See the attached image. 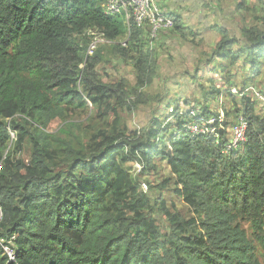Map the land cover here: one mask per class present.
<instances>
[{"label":"trees","instance_id":"obj_1","mask_svg":"<svg viewBox=\"0 0 264 264\" xmlns=\"http://www.w3.org/2000/svg\"><path fill=\"white\" fill-rule=\"evenodd\" d=\"M103 2L0 0V162L8 128L17 133L0 172V264H264V116L256 101L244 96L226 112V128L230 114L248 121L246 140L228 154V131L219 141L192 137L178 109L131 134L121 111L132 114L155 99L143 90L157 63L146 33L124 16L106 15ZM238 9L248 12L246 0ZM262 26L242 29L247 46L237 53L236 40L220 30L215 56L235 63L246 52L258 75ZM92 30L132 63L133 89L124 79L102 81L104 48L88 55ZM90 111L87 123L73 119ZM55 121L63 127L53 134ZM156 159L170 168L159 185L144 179L157 171ZM136 163L143 166L138 176ZM172 182L189 219L172 213L162 196L151 199ZM155 215L165 218V231Z\"/></svg>","mask_w":264,"mask_h":264},{"label":"crops","instance_id":"obj_2","mask_svg":"<svg viewBox=\"0 0 264 264\" xmlns=\"http://www.w3.org/2000/svg\"><path fill=\"white\" fill-rule=\"evenodd\" d=\"M154 2L170 15L179 18L181 32L173 30L163 33L154 50L157 63L156 77L151 85L145 87L143 93L147 97L154 95L153 97L159 98L157 104L151 105L152 107H141L137 111L138 116L142 115V119L147 121L144 122V126L148 127L153 118L163 119L161 114L163 112L167 118L176 109L184 112L192 106L209 110V106L214 103L219 108L234 111L236 109L234 103L237 104V101L241 103L244 96L256 101L259 105V107L256 105V113L260 116L264 111V59L259 66V74L254 75L248 53L245 52L233 63L232 58L222 59L216 57L214 52L216 45L222 40L220 30H225L231 39L236 40L233 52L237 53L247 46L246 39L242 37V29L245 26L248 29L260 27L262 23L260 26H253L243 21V17L236 19L237 14H234L236 12L234 10L241 11L238 9L240 0H154ZM251 17V20H257L254 15ZM250 22L252 21L248 23ZM233 23L237 32H228L223 27L224 24ZM262 28L264 29V26ZM118 61L123 67L120 80H126L125 76L131 73L135 78L132 63L124 62L119 57ZM206 71L216 73L217 77L221 78L206 79L203 77ZM214 86L218 89H214ZM209 87L215 92H210ZM232 91H237L238 94L235 95ZM257 94L261 99L257 98Z\"/></svg>","mask_w":264,"mask_h":264},{"label":"built area","instance_id":"obj_3","mask_svg":"<svg viewBox=\"0 0 264 264\" xmlns=\"http://www.w3.org/2000/svg\"><path fill=\"white\" fill-rule=\"evenodd\" d=\"M102 8L106 15L124 16L127 24L133 22L136 27L143 30L146 33L147 48L150 51L156 49L157 43L163 33L173 31L175 28L173 16L168 12H164L161 7L157 6L154 0H104ZM96 34H99L96 30L88 31L85 34L87 36H93V41L88 50L89 56L94 54L99 48L100 43L116 44L115 42L106 40L102 34H99L102 39L97 40ZM128 40L129 37L125 38L119 44L122 47H127ZM232 93L235 95L238 94L237 91H232ZM257 98L261 99L260 95L257 94ZM181 115L186 118L185 121H188L185 128L192 137L205 136L219 141L221 132L228 131L229 141L224 148V154L230 153L237 148L239 143L246 140L248 121L242 115H239L233 124L227 128L225 127L227 117L223 108L214 116L212 113L210 115L205 114L201 107L192 106L186 111L181 112ZM8 130L10 134V143L0 162V172L4 167L7 154L12 150L17 141V133L10 128H8ZM135 167L138 168V172L141 171L142 166L140 164L136 163L133 167V171ZM133 175L136 176V174ZM142 188L145 192H148V187L144 183L142 184ZM1 219L2 212L0 211V220ZM4 250L10 261H14L15 255L12 247L6 246Z\"/></svg>","mask_w":264,"mask_h":264},{"label":"rangeland","instance_id":"obj_4","mask_svg":"<svg viewBox=\"0 0 264 264\" xmlns=\"http://www.w3.org/2000/svg\"><path fill=\"white\" fill-rule=\"evenodd\" d=\"M246 6L249 8L248 12L251 11L250 13H248L245 10H241L238 11L237 9L234 10V14H237L236 19L237 18H242L243 17V21H245L248 25L252 24L254 25H261V20H251L252 17L251 16H255L256 18L259 19H264V0H246ZM251 9V10H250ZM164 12H166L165 10H163ZM225 19V17H223ZM249 21H252L250 23H248ZM224 28H226V30L228 32H237V30L235 29V24H227V25H223ZM236 36L239 37L238 34H235ZM101 36V35H100ZM99 36V34H96V38L97 40H101L102 38ZM102 47L104 48L103 51V61L99 64L97 70L100 72L99 75L102 78L103 82H112V83H116L118 82L120 79H122L121 74H122V69L123 67H121V64L118 61V57L114 55L113 50H112V44L109 43H100L99 48ZM216 49V48H215ZM125 66V65H124ZM205 76L206 79H210V78H214V79H220L221 77H217L216 73H212V72H207L205 74H203V77ZM126 81L128 82L130 89L134 88V82H135V78L132 75V73L130 75H126ZM201 77V76H200ZM128 79V80H127ZM207 82V81H206ZM214 89H218L216 86H214ZM213 88L209 87L208 90L213 91V93L215 92ZM203 90V89H202ZM145 91V89L143 90ZM154 95H150V96H146V98H153ZM155 99L148 102L146 106H151L154 104H157L156 101V97H154ZM241 103L239 101H237V104L234 103L235 108H240ZM233 105V106H234ZM141 107H145V106H141ZM139 107L137 110L134 111L135 114H129L125 111H121V116L123 119V123L124 125H127L128 129L130 130V133L133 134L136 130L141 128H145L147 126H144V122L146 121V119H142V115L138 116V112L139 109L141 108ZM152 107V106H151ZM257 107H259V105H257ZM218 108V109H217ZM222 109L221 107L219 108V106L215 105L214 103H212L209 106V110L214 111L212 113H216L218 114L219 110ZM225 112L227 111H231L228 108H224ZM261 108H259L260 110ZM93 111V110H92ZM163 111H165V109L163 108ZM94 112V111H93ZM164 113V112H163ZM162 114V118L164 119V115ZM234 115L230 114L229 120H233L235 121L236 119H233ZM260 116H264V111L260 113ZM88 117H94V114H92V112L90 111L88 114L86 115H75V117L73 118L74 120H80L81 122L87 123V118ZM170 117V115L168 116ZM140 118V119H139ZM142 119V120H141ZM162 119V120H163ZM168 118H166L165 120H167ZM147 122V121H146ZM145 122V123H146ZM170 122H172V120H170ZM123 125V126H124ZM138 126V127H137ZM63 127L62 124H60L59 122L55 121L50 129L49 132L50 133H58L59 129ZM28 151H29V146L28 144L24 145V151L22 153V157H27L28 156ZM155 163L158 165V169L157 171H154L152 173H150L149 175H147L146 177H144L145 180H149L150 182H152L154 185H159L162 184V182L170 177V168L167 165L166 162H162L159 159L155 160ZM143 167V166H142ZM141 167V168H142ZM133 174H136L137 176L139 175L138 172V168H134ZM142 187V186H141ZM177 187L175 186L174 182H172L171 184L168 185V187L166 188V190H164L161 193H158L159 191L153 190L152 192H150V190L148 192H150V195L152 196L151 199L152 201L157 200L160 196H162V198L166 201L168 209L172 212V213H179L181 216H183V218L189 219L191 218V214L188 211L187 207L182 203V200L175 195L174 190ZM155 219L157 220V224L159 225L161 231H165L166 227H167V223L166 220L163 216L161 215H155Z\"/></svg>","mask_w":264,"mask_h":264},{"label":"clouds","instance_id":"obj_5","mask_svg":"<svg viewBox=\"0 0 264 264\" xmlns=\"http://www.w3.org/2000/svg\"><path fill=\"white\" fill-rule=\"evenodd\" d=\"M210 113H212V112H210ZM212 114H214V113H212Z\"/></svg>","mask_w":264,"mask_h":264},{"label":"bare ground","instance_id":"obj_6","mask_svg":"<svg viewBox=\"0 0 264 264\" xmlns=\"http://www.w3.org/2000/svg\"><path fill=\"white\" fill-rule=\"evenodd\" d=\"M9 242V241H8Z\"/></svg>","mask_w":264,"mask_h":264}]
</instances>
